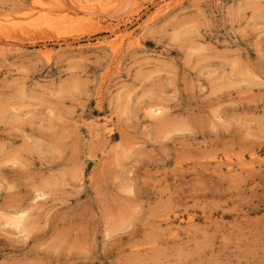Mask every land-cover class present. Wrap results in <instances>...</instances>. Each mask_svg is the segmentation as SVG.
Here are the masks:
<instances>
[{"label":"rangeland","instance_id":"obj_1","mask_svg":"<svg viewBox=\"0 0 264 264\" xmlns=\"http://www.w3.org/2000/svg\"><path fill=\"white\" fill-rule=\"evenodd\" d=\"M263 146L264 0H0V264H264Z\"/></svg>","mask_w":264,"mask_h":264},{"label":"bare ground","instance_id":"obj_2","mask_svg":"<svg viewBox=\"0 0 264 264\" xmlns=\"http://www.w3.org/2000/svg\"><path fill=\"white\" fill-rule=\"evenodd\" d=\"M37 3H38V2H37ZM37 3H36V5H37ZM33 4H35V3L33 2ZM29 5H31V4L29 3ZM36 5H35V6H36ZM28 7H29V6H28ZM28 7H27V8H28ZM29 8H30V7H29ZM31 10H32V9H31ZM31 10H29V11H31ZM131 37H132L131 34H121L120 36H118L116 42H114L113 45H112V46L115 48V50H114L115 52H113V53H118V52H116V50L119 49V47L121 48V45L123 46V43H124V42L126 43ZM133 39L135 40L134 37L132 38V41H133ZM136 39H137V38H136ZM128 42H129V41H128ZM133 42H134V41H133ZM138 42L141 43V42L139 41V39H138ZM137 44H138V43H137ZM132 45H133V44H132ZM139 45H140V44H139ZM139 45H137V46H139ZM135 46H136V45H135ZM113 47H112V48H113ZM122 48H123V47H122ZM112 51H113V49H112ZM119 51H120V50H119ZM117 57H118V56H117ZM154 106H155V105H154ZM156 107H157V106H156ZM150 108H151V107H150ZM151 109H153V107H152ZM156 109H157V108H156ZM158 110H159V109H158ZM152 111H154V110H152ZM156 111H157V110H156ZM159 111H160V110H159ZM155 113H156V112H155ZM161 120H162V118H161ZM89 122H91V121H89ZM89 122H88V124H90ZM85 123H86V122H85ZM85 123H84V124H85ZM88 124H86V126H89ZM97 125H99V124L97 123ZM81 126H82V125H81ZM83 126H84V125H83ZM91 126H92V125H91ZM105 126H106V125H105ZM108 126H109V125H108ZM92 127H93V126H92ZM92 127H91V128H92ZM96 127H97V126H96ZM88 128H89V127H88ZM112 128H113V127H112ZM79 129H80V128H79ZM96 129H97V128H96ZM96 129H95V130H96ZM100 129H101V128H100ZM104 130H105V129H104ZM107 131H108V130H107ZM111 131H112V130H111ZM91 132H92V134H93L95 131H94V132L91 131ZM96 132H97V130H96ZM98 133H99V132H98ZM102 133H104V132L102 131ZM80 134H81V133H80ZM92 134H91V135H92ZM95 134H96V133H94V135H95ZM99 134H100V133H99ZM94 135H93V138H94ZM108 135H109V134H108ZM82 136H83V134H82ZM82 136H81V137H82ZM85 137H86V136H85ZM102 137H103V136H102ZM104 137H105V136H104ZM111 137H112V136H111ZM91 138H92V137H91ZM97 138H98V136H97ZM107 138H109V137H107ZM107 138H106V139H107ZM84 139H85V138H83V140H84ZM85 140H86V139H85ZM85 140H84V141H85ZM91 140H93V139H91ZM110 140H111V139H110ZM87 141H89V140H87ZM96 141H97V140H96ZM96 141H95V142H96ZM98 141H99V140H98ZM89 142H90V141H89ZM89 142H88V143H89ZM95 142H94V143H95ZM110 142H112V141H110ZM86 143H87V142H86ZM92 143H93V141H92ZM100 143H101V142H100ZM89 145H91V144H89ZM96 145H97V144H96ZM111 145H112V144H111ZM87 146H88V144H87ZM105 146H106V145H105ZM118 146H119V144H118ZM100 147H101V146H100ZM258 147H259V146H258ZM102 148H104V146H103ZM108 148H109V147H108ZM260 148H261V146H260ZM263 148H264V146H263ZM97 149H98V148H96V150H97ZM99 149H100V148H99ZM250 149H251V148H250ZM258 150H259V149H258ZM99 151H100V150H99ZM105 151H107V150H105ZM105 151H104V152H105ZM252 151H253V150H252ZM253 152H256V151H253ZM107 153H108V152H107ZM107 153H106V154H107ZM251 154H252V153H251ZM109 155H110V154H109ZM259 156H260V155H259ZM91 157H92V156H91ZM114 157H116V156H114ZM252 157H253V156H252ZM92 158H93V157H92ZM111 158H112V157H111ZM257 158H258V157H257ZM259 158H260V157H259ZM88 159H89V158H88ZM90 159H91V158H90ZM90 159H89V160H90ZM97 159H98V158H97ZM254 159H255V158H254ZM109 160H110V159H109ZM91 161L94 162V160H91ZM88 162H89V161H88ZM94 163H95V162H94ZM102 163H103V162H102ZM102 163H101V164H102ZM256 163H258V161H257ZM206 164H207V163H206ZM197 165H198V164H197ZM260 165H261V164H260ZM260 165H258V166H260ZM243 166H244V165H243ZM256 166H257V165H256ZM241 168H242V166H241ZM244 169H246V168H244ZM244 169H243V170H244ZM258 169H259V168H258ZM258 169H257V170H258ZM247 170L249 171L250 169L247 168ZM254 170H255V169H254ZM241 172H243V171H241ZM251 172H252V171H251ZM14 212H15V211H14ZM16 213H18V212L16 211L15 214H16ZM10 215H11V214H10ZM23 217H24V216H23ZM12 218H13V217H12ZM24 218H25V217H24ZM13 219H14V218H13ZM17 219H18V220L15 222V226H17L18 228H20V226H21V219H22V218H21V217H18ZM11 220H12V219H10V221H11ZM8 221H9V220H8ZM8 221H6V222H8ZM29 221H30V220H29ZM187 221H188V220H187ZM23 223L25 224V221H23ZM23 223H22V225H23ZM5 225H6V224H5ZM11 226H12V225H11ZM15 226H14V228H16ZM188 226H189V225H188ZM22 230H23V229H22ZM16 231H17V229H16ZM18 232H19V230H18ZM23 232H25V231H23ZM23 232H22V233H23ZM24 234H26V233H24ZM20 235H21V234H20ZM133 245H134V244H133ZM153 250H154V249H153ZM132 254H133V253H132ZM158 255H159V254H158Z\"/></svg>","mask_w":264,"mask_h":264}]
</instances>
